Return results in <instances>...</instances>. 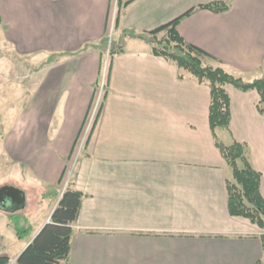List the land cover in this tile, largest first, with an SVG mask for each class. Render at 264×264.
<instances>
[{
	"label": "crops",
	"instance_id": "obj_1",
	"mask_svg": "<svg viewBox=\"0 0 264 264\" xmlns=\"http://www.w3.org/2000/svg\"><path fill=\"white\" fill-rule=\"evenodd\" d=\"M224 2L228 11H195L177 31L215 58L213 66L244 81L259 79L264 0H30L26 18L19 0H0V57L29 64L0 68V107L17 108L11 120L10 113L0 119L11 122L0 134V166L22 178L21 188L8 187L24 193L38 186L43 196L45 188L59 190L28 239L21 241L4 222L18 245L13 260L50 222L96 87L104 82L102 106L71 182L82 200L67 264H264V226L228 212L231 172L209 128L207 85L186 73L179 77L143 40L124 34L149 33ZM110 29L116 52L106 60ZM224 90L231 111L225 145L247 146L264 200L258 95Z\"/></svg>",
	"mask_w": 264,
	"mask_h": 264
},
{
	"label": "trees",
	"instance_id": "obj_2",
	"mask_svg": "<svg viewBox=\"0 0 264 264\" xmlns=\"http://www.w3.org/2000/svg\"><path fill=\"white\" fill-rule=\"evenodd\" d=\"M229 9V3H214L190 10L152 32L124 34L129 38L143 40L150 46L154 56L164 59L177 68L179 77L182 73H186L198 83L207 85L210 92L209 128L214 145L231 172L230 179L226 181L229 215L248 220L251 224L263 228L264 200L260 194L261 176L253 170L248 160L247 146L237 142L226 146L217 139L215 132L218 129L229 131L231 111L225 86H231L243 93L256 92L259 98L256 109L261 116H264V76L253 81H244L228 74L220 66L208 65L207 62L218 63V61L202 49L187 43L177 31L180 21L195 11L206 10L220 14ZM115 52L113 48L109 54L112 56ZM71 184L61 194L51 213L50 222L21 252L16 264H67L71 252L73 226L77 221L82 200V195L73 190ZM14 230L17 237H21L25 231L15 227ZM0 264H9L8 258L1 256Z\"/></svg>",
	"mask_w": 264,
	"mask_h": 264
},
{
	"label": "rangeland",
	"instance_id": "obj_3",
	"mask_svg": "<svg viewBox=\"0 0 264 264\" xmlns=\"http://www.w3.org/2000/svg\"><path fill=\"white\" fill-rule=\"evenodd\" d=\"M117 0H113V2H115ZM30 0H19V3L21 5V9H20V13L22 14L21 16L23 18H26L27 16V11L25 10V6L27 4H29ZM110 31H108L107 34V39L105 41V57L106 60H108L109 57V53L110 51L114 48V43H113V39L114 38V33L110 36ZM108 38H111L108 39ZM110 40V44L109 41ZM208 65L213 66V64L211 62H207ZM27 66L29 65L28 63L24 62V59L21 60V62L17 63L14 62L13 60H9L6 58H2V56L0 57V68H20V66ZM21 69L23 70V67H21ZM264 76L263 74H260L258 76V78H262ZM11 77L10 75H6V78ZM9 81V79H8ZM97 90H99V86L96 87ZM17 108H15L14 110L8 107H4L1 108L0 107V119H2V117L5 116V114L10 113L8 115V118L11 120L12 117V113L14 111H16ZM11 122H7V123H0V134H2L3 131H5V129L10 128ZM216 136L217 139L223 143L224 145H228L231 141H230V137L229 135L221 129H218L216 132ZM78 152L75 150L74 152V156L73 159L77 156ZM72 163H69L68 166L71 167ZM67 166V167H68ZM15 173H13V171L8 170L6 167L4 166H0V188L1 187H8V186H16V187H20L21 185H23V181L22 178L19 177V175H17ZM74 176V171L73 172H69L68 176H66V178L64 179V182L62 184V187H60L61 192L64 191V186L66 183L67 178L69 179V184L71 183L72 179ZM18 183V185H16V182ZM68 184V185H69ZM45 195L43 196L42 193L43 191L39 189L38 186H32L31 188H26L24 190V194H26V199H27V203H26V207H24L22 210L19 211H15L13 213H5V212H1L0 211V242H1V246H2V254L5 253L6 255H8L9 260L11 262L9 264H14L15 260H13L15 258L16 253L18 252V245H16L17 241L15 239V235L13 232L4 229L3 224L4 222H10L12 225H14L15 228L19 229V230H25L23 232V234L21 235L20 239L21 241L28 239V237H30V235H32V230L34 229L37 223V219L39 216L43 215L44 212L48 211V209H51L52 205H54L57 201V197L59 194V190H56L55 187H48L45 188ZM52 193V194H51ZM42 195V197L40 198L39 196ZM30 228V230H29ZM5 230V231H4Z\"/></svg>",
	"mask_w": 264,
	"mask_h": 264
},
{
	"label": "built area",
	"instance_id": "obj_4",
	"mask_svg": "<svg viewBox=\"0 0 264 264\" xmlns=\"http://www.w3.org/2000/svg\"><path fill=\"white\" fill-rule=\"evenodd\" d=\"M112 34H113V29H110V36ZM108 39L111 40V38H108ZM110 40H108L109 44H110ZM109 56H110V54H109ZM104 71H105V69H104ZM104 89H105V83L102 82L99 85V90H96V94L92 100V103L90 105V108H89L87 116H86V120H85L83 128L80 132V137L76 143V151L78 152V154L83 151L85 144H86V142L89 138V135L91 133L92 127H93V125H94V123L98 117L99 111H100L101 106H102V101L104 98ZM78 154H77V156H78ZM77 156L74 159H72V161L70 162V163H72L71 167L68 166L66 168V171L64 172V179L66 178V176H68L69 172L75 171ZM68 184H69V179L67 178L65 186H64V191L67 189ZM1 256H2V246H1V242H0V257Z\"/></svg>",
	"mask_w": 264,
	"mask_h": 264
},
{
	"label": "water",
	"instance_id": "obj_5",
	"mask_svg": "<svg viewBox=\"0 0 264 264\" xmlns=\"http://www.w3.org/2000/svg\"><path fill=\"white\" fill-rule=\"evenodd\" d=\"M25 196L20 190L12 187L0 188V211L13 213L24 208Z\"/></svg>",
	"mask_w": 264,
	"mask_h": 264
}]
</instances>
